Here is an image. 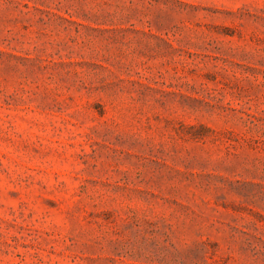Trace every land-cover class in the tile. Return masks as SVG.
Here are the masks:
<instances>
[{
	"label": "rangeland",
	"instance_id": "rangeland-1",
	"mask_svg": "<svg viewBox=\"0 0 264 264\" xmlns=\"http://www.w3.org/2000/svg\"><path fill=\"white\" fill-rule=\"evenodd\" d=\"M0 264H264V0H0Z\"/></svg>",
	"mask_w": 264,
	"mask_h": 264
}]
</instances>
